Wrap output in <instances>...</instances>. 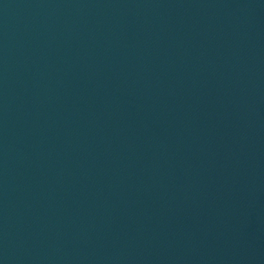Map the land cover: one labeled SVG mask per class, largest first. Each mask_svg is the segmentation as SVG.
Returning a JSON list of instances; mask_svg holds the SVG:
<instances>
[{
	"label": "water",
	"instance_id": "95a60500",
	"mask_svg": "<svg viewBox=\"0 0 264 264\" xmlns=\"http://www.w3.org/2000/svg\"><path fill=\"white\" fill-rule=\"evenodd\" d=\"M0 264H264V0H0Z\"/></svg>",
	"mask_w": 264,
	"mask_h": 264
}]
</instances>
